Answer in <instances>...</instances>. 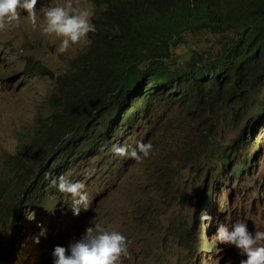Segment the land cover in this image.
<instances>
[{
    "label": "clouds",
    "instance_id": "obj_1",
    "mask_svg": "<svg viewBox=\"0 0 264 264\" xmlns=\"http://www.w3.org/2000/svg\"><path fill=\"white\" fill-rule=\"evenodd\" d=\"M41 3L42 0H0V31L18 26L22 10L27 13L32 27L37 28V6ZM39 11L43 17L39 28L43 35L60 39L59 53H66L73 45L87 41L89 33L97 30L92 22V10L80 6L75 0H65L63 4H41ZM224 35L227 34H220ZM225 48L221 50L223 57H219V53L210 64L200 63L198 55L194 57L201 64L199 68L207 72H211L216 62L231 59L224 82L232 88L233 98L205 100L200 106L181 105L173 101L179 106H186L191 112H209L210 117L203 119L198 146L210 140L216 123L226 109L225 120L217 123L221 135L216 152L222 159L221 166L208 188L193 189L190 195H182L183 200L194 205L193 211L188 214L192 224L176 226L169 230L170 236L165 233L160 241L171 249L170 257L160 255L157 261L148 264H264V232L259 227L264 228V69L247 72L246 66L234 54L225 55ZM88 53L80 55L77 60L79 66L74 73L83 69L80 67L81 59ZM31 61L34 60L28 63ZM86 71L82 70L83 77L90 81L92 77ZM77 77L73 78L75 83ZM208 78L212 81L213 75ZM58 96L59 93L55 99H59ZM158 103L166 102L157 101L149 108L144 106L141 109L135 116L133 130L145 123L144 118ZM62 105L61 101L57 108ZM93 113L98 112L95 109ZM230 124L236 125L231 137L224 134L225 126ZM90 125L89 133L81 127L56 139L55 143L54 140L39 143L45 146L42 158L46 172L40 178V173L35 178L30 176L31 155L26 165V177L19 184L16 196L2 193V197L14 201L13 208L4 213L2 222L12 215L14 219L0 233V264H125L129 255V237L121 231V223L113 227L111 221L94 213L102 196L87 192L86 185L77 179L76 170L87 165L94 156L116 141V137L121 138L124 134L131 137L133 130L106 132L103 140L97 141V131L91 133L95 127L92 123ZM240 125H243L242 130L236 133ZM192 149L198 151L194 145ZM111 151L116 156L142 162L150 156L153 144L140 142L131 151L127 145H113ZM15 159L22 163L18 155ZM241 180L247 183L242 184ZM29 186L30 192L27 193ZM211 187L214 192H219L215 215L212 212L216 198ZM49 197L60 203L67 214L79 216L82 209L88 214L80 238L68 242L58 237H44L43 227L48 225L45 212ZM167 198L168 192L164 187L158 195L161 200L158 205L148 204L143 212H139L142 226L150 223L156 209L162 207ZM54 211L57 220L59 211Z\"/></svg>",
    "mask_w": 264,
    "mask_h": 264
},
{
    "label": "rangeland",
    "instance_id": "obj_2",
    "mask_svg": "<svg viewBox=\"0 0 264 264\" xmlns=\"http://www.w3.org/2000/svg\"><path fill=\"white\" fill-rule=\"evenodd\" d=\"M75 2L92 10V22L105 10L94 0ZM63 3L65 0H42L41 4ZM41 4L37 6V28L32 27L27 13L22 10L18 26L0 31V233L14 219L12 215L2 222L4 213L13 208L14 203L9 197H2V193L16 196L19 184L26 177V166L15 158L28 149L32 153L30 176L35 178L40 173V178L46 172L42 158L45 146L39 142L48 132L45 126L49 124V117L59 110L57 106L61 100L55 99L57 78L77 70L78 58L88 53L95 42L89 33L87 41L73 45L66 53H59L60 39L43 35L39 28L43 23L39 11ZM184 37L185 41L171 48L173 56L166 63L172 70L195 55L200 63H212L232 34L220 36L189 28ZM31 59L47 66L52 73L40 71L37 67L33 72V62L28 63ZM205 116L210 117L208 111L191 112L173 101L158 103L144 118L145 123L133 130L131 137L125 134L116 137V141L87 165L76 170L77 179L86 185V191L102 196L94 213L111 221L113 227L121 223V231L129 237V255L125 264H148L157 261L160 255L170 257L171 249L162 244L160 238L165 233L170 236L169 230L180 224H192L188 214L194 205L183 200L182 195H190L193 189L208 188L222 163L216 152L221 135L217 123L225 120L226 109L210 140L198 146ZM235 127V124L225 126L224 134L231 137ZM242 128L240 125L236 133ZM140 142L153 144L150 156L142 162L116 156L111 151L113 145H127L131 151ZM190 142L198 151H193ZM240 182L247 183L246 180ZM164 187L168 192L167 200L156 209L150 223L142 226L139 212H143L148 204L158 205L161 201L158 195ZM214 195L215 205H218L219 194ZM54 210L59 211L57 220ZM45 215L48 225L43 227L44 237H58L68 242L81 237L88 216L83 209L79 216L67 214L51 197ZM74 217L79 219L73 220Z\"/></svg>",
    "mask_w": 264,
    "mask_h": 264
},
{
    "label": "trees",
    "instance_id": "obj_3",
    "mask_svg": "<svg viewBox=\"0 0 264 264\" xmlns=\"http://www.w3.org/2000/svg\"><path fill=\"white\" fill-rule=\"evenodd\" d=\"M94 3L105 10L93 19L97 29L91 33L95 46L80 65L92 79L85 80L82 70L59 77L58 97L63 105L49 117L44 142L55 143L81 127L89 133L91 123L95 127L91 133L97 131V141H102L106 132L133 130L135 116L144 106L149 108L157 101L200 106L205 100L233 98L232 88L224 82L230 69L229 58L216 62L211 72L199 68L197 57L174 70L168 67L166 62L173 56L171 48L185 41L189 28L232 34L225 44V55L234 54L247 72L264 69V0ZM31 62L33 72L37 67L52 73L42 63ZM211 75L212 81L208 78ZM95 109L98 113L94 115ZM31 155L24 149L18 158L26 166Z\"/></svg>",
    "mask_w": 264,
    "mask_h": 264
},
{
    "label": "bare ground",
    "instance_id": "obj_4",
    "mask_svg": "<svg viewBox=\"0 0 264 264\" xmlns=\"http://www.w3.org/2000/svg\"><path fill=\"white\" fill-rule=\"evenodd\" d=\"M121 110H122V109H121ZM210 189H211L212 194H219V192H214L212 187H211ZM213 192H214V193H213ZM217 206H218V205H215V204H214V208H213L214 210H213V212H212L213 215H215V213H217ZM214 218H217V217H214ZM215 220H216V219H215ZM259 227H260V229H261V232H264V228H262L261 225H259ZM206 264H207V263H206Z\"/></svg>",
    "mask_w": 264,
    "mask_h": 264
}]
</instances>
